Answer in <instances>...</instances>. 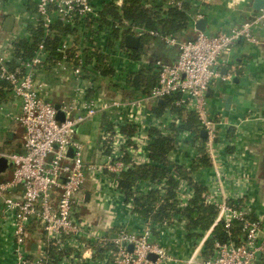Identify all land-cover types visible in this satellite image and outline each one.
Instances as JSON below:
<instances>
[{"label":"built area","instance_id":"1","mask_svg":"<svg viewBox=\"0 0 264 264\" xmlns=\"http://www.w3.org/2000/svg\"><path fill=\"white\" fill-rule=\"evenodd\" d=\"M246 1L230 0L229 4L238 8ZM171 6L185 8L183 0H166V7ZM251 12L250 18L239 26L215 34L196 27L192 38L185 39L133 27L134 33L130 34L160 37L179 49L172 63L153 57L146 50L138 61L139 66L153 64L157 81L149 92L143 94L139 90L134 97L90 95L89 91L96 87L87 73L91 68L83 51L68 55L67 44L63 43L57 65L65 68V63H69L77 81L72 101L61 105L64 120L58 119L55 104L44 97L45 84L36 78V67L48 60L45 42L41 41L35 54L29 59H20L15 67L9 64L12 57L7 53L0 55V79L9 82L12 95L21 101L15 119L24 129L23 151L0 148V158H6L9 164L0 172V226L8 225L12 231L13 264H168L175 261L176 256L154 237L155 231L169 222L146 220L141 231L118 227L110 233L99 231L83 213L89 174L96 180L99 175L104 176L117 191L126 195L118 186L119 177L136 164L151 163L149 146L153 135L150 129L169 134L171 123L180 124L179 113L172 110L174 106L195 113L200 131L207 133L205 153L210 159L213 178L207 185L204 202L216 207L217 216L206 231L211 232L210 235L205 239L203 235L202 240L206 243L220 223L230 236L224 241L215 240L209 255L204 252V243L201 252L192 255L188 264H264V221L261 216H255L253 197L245 199L251 172L246 170L244 156L221 152L224 144L220 139V126L224 119L211 114L208 96L211 85L232 80V73H224L222 64L230 63L241 37L250 43L264 44V8ZM89 17H98L94 0H37L36 23L41 22L45 35L53 32L56 19L73 25L77 19ZM256 32H262V36ZM115 70L112 80L117 84L124 82L125 71L117 67ZM160 100H170L167 113L171 116L168 122L165 115L156 116L154 124L149 126L145 122V114L149 115L146 109ZM98 113L107 115L108 121L101 131L97 158L86 162L85 144L75 137L76 128ZM180 135L179 145L192 136L189 131ZM71 148L73 155L69 154ZM229 164L235 169L231 173L227 170ZM166 180L140 181L135 190L147 194L158 189L163 194ZM179 181L177 198L182 207L193 198L195 190L188 180L180 177ZM228 181L234 184L233 192L227 187ZM129 204L132 207L131 201ZM235 227H238L237 233L232 235ZM33 229H37L40 249L36 256L32 255L30 243ZM50 242L57 250L54 257L47 250ZM93 248L102 255L96 258L89 254ZM151 254L156 259L151 258Z\"/></svg>","mask_w":264,"mask_h":264},{"label":"crops","instance_id":"2","mask_svg":"<svg viewBox=\"0 0 264 264\" xmlns=\"http://www.w3.org/2000/svg\"><path fill=\"white\" fill-rule=\"evenodd\" d=\"M183 1L191 18L188 27L177 33V37L180 39L191 37L201 18L207 20L205 32L209 34L241 25L250 18L252 13L250 8L254 2V0H247L237 8L229 4L230 0ZM111 2H115L117 6L121 7L124 0H94L98 15L102 14L105 6ZM36 9L37 0H0V55L7 53L13 57V41L31 36L32 29L37 25ZM8 16L15 18L12 31L4 30ZM89 20L81 18L77 19L73 25L69 24L73 28V32L67 34L62 41V44H67L66 54L72 55L74 52L83 51L87 66L91 69L93 67L91 63L97 64L98 57L95 53L99 52L107 56L109 65L121 68L126 74L141 69L138 62L141 58H132L131 51L134 49L130 48L125 51L127 49L125 40L122 46L121 38L118 39L119 41H115L107 37L106 31L101 29L104 27V23L98 28L99 21L95 19V22L92 23ZM256 33L262 36V32ZM147 38L148 44L145 47L150 55L153 57L166 56L171 63L177 59L179 54L177 47L172 54H167L166 48L162 46L165 44L166 47H170V45L160 37L149 34ZM109 41L116 43L115 46L112 43L109 44ZM140 41L141 46L144 40ZM59 59L55 61L48 59L38 65L36 78L45 84L43 89L45 99L62 105L72 101L77 81L69 63H65L67 65L65 68L57 65ZM222 70L224 73H232V80L217 81L211 85L208 91L211 114L224 119L220 126V139L224 144L221 152L224 155L236 152L244 156L246 170L251 172V182L249 187H246L249 190L245 193V199L253 197L255 216H261L264 221V44L257 45L247 42L245 39L238 41L234 47L233 55L230 57V63H223ZM87 73L93 79L96 87L89 91L90 95L99 96L102 93H107L110 97L127 96L129 89H125L127 92L125 94L122 88V85L125 84L123 81L113 87L110 80L103 79L92 71L87 70ZM153 75L152 71H147V82H151ZM228 99H230L229 104H227ZM20 108V99L13 95L7 104L0 105V148L2 150L18 152L24 150V129L15 119ZM167 111L166 108L162 115H165V120L168 122L171 113H167ZM153 112V105L146 109V113L149 115L145 114V122L149 126L153 125L157 118ZM107 121V115L98 113L77 126L75 137L85 144L84 158L86 162L94 161L97 158L101 131ZM235 122L238 123L237 126L234 125ZM192 138L196 140L195 143L184 140L170 155L172 162L182 165L187 170L192 169L199 156V141L195 136L187 139ZM227 170L231 173L235 169L229 164ZM194 176L206 185L212 182L213 178L210 167L198 168ZM227 187L231 192L234 191V184L231 181H228ZM117 190L114 184L104 176L99 175L96 180L89 174L85 186L84 215L102 232L110 231L111 233L118 227L141 231L146 220L133 212L126 195ZM185 225L184 219L175 218L169 225L155 231L154 237L157 242L165 245L176 256V260L168 264H188L189 258L195 253L201 252L203 248L204 240L200 238L198 241L195 237L189 236ZM11 232L8 225L0 226V264L14 263L12 253L14 241ZM36 232L37 229H33L30 238L34 251L33 256L38 255L40 250ZM210 233L206 232L203 239ZM99 252L98 249L93 248L89 254L97 258L102 255H98Z\"/></svg>","mask_w":264,"mask_h":264},{"label":"trees","instance_id":"3","mask_svg":"<svg viewBox=\"0 0 264 264\" xmlns=\"http://www.w3.org/2000/svg\"><path fill=\"white\" fill-rule=\"evenodd\" d=\"M102 14L98 17L91 18L89 22L99 21V27L105 30L108 38L115 41L124 38L127 34L134 33L133 27H144L148 30H157L162 34L177 36L179 31L188 27L191 18L190 13L184 9H178L171 6L166 7V0H124L121 7L115 2L108 3ZM125 21L127 23H125ZM53 32L45 35L44 28L38 23L31 32L30 37H22L13 41V57L9 61L11 67L19 64L20 59L26 60L31 58L41 41L45 42L48 51L49 60H57L61 57L62 52L59 51L62 46L63 38L73 32V28L64 23L60 19L55 21L52 26ZM149 34L140 36L143 43L138 49L131 51L132 58L139 59L146 52L145 45L148 44ZM115 46L116 43L109 41V44ZM167 54H172L175 47H166ZM98 57L97 64L91 69L95 74H99L103 79H110V84L115 87L118 82L113 81L115 75L114 65H109L110 62L107 56L101 52L95 53ZM165 62H169L166 56H159ZM171 63V62H169ZM139 70L125 73L123 90L129 89L126 97L136 96L139 90L142 93H147L157 81V71L153 64L148 67L140 66ZM147 71H152L153 76L151 82H147ZM99 72V73H98ZM148 85V86H146ZM12 96L10 84L5 79H0V105L8 103ZM170 100L157 102L153 106L155 116H162L165 109L168 107ZM173 111L179 113L181 118L180 124L171 123L170 133L163 134L157 128H151L150 133L153 135L152 142L149 146L151 163L136 164L132 169L121 174L119 177L118 186L120 190L125 192L127 200L131 201L133 212L141 215L145 220H152L154 223L172 222L173 219H184L186 222V230L188 235L195 237L197 240L202 238L205 232L212 226L216 216L217 209L214 205H209L204 202V195L207 191V185L196 179L194 174L198 168L210 167V159L205 153V139L201 136L200 123L198 117L193 112H186L174 106ZM189 131L199 141V156L191 170H187L182 165H178L170 160L171 153L176 150L181 140V133ZM186 142L195 143L196 140L186 139ZM188 180L195 190L193 198L185 206H179L177 198V189L179 186V178ZM166 180V189L163 194L158 189H154L147 194L138 193L135 187L140 181L151 180L160 182ZM238 227L231 231L232 235L237 233ZM230 238L229 232L223 229L220 223L215 226L213 236L206 240L204 252L209 255L213 252V244L215 240H227ZM49 255L52 257L57 253L56 247L52 242L47 247ZM70 251V250H66ZM63 253V251H61Z\"/></svg>","mask_w":264,"mask_h":264},{"label":"water","instance_id":"4","mask_svg":"<svg viewBox=\"0 0 264 264\" xmlns=\"http://www.w3.org/2000/svg\"><path fill=\"white\" fill-rule=\"evenodd\" d=\"M264 8V0H254L252 7L250 8L251 10H260ZM15 18L13 16H8L5 25H4V30L6 31H12L13 26H14ZM207 26V20L204 18L199 19V21L196 24V27L202 31L206 30ZM192 38V37H189ZM125 44L127 47L131 49H137L140 47V40L141 38L139 36L133 35V34H127L125 36ZM244 38L241 37L239 41H243ZM162 101V100H160ZM230 99H228L227 104H229ZM56 109L58 110L57 117L59 120H64L65 118V113L61 110V104H55ZM207 135L205 130L201 131V136L205 138ZM74 149L71 148L69 151L70 155H73ZM9 167V164L7 162L6 158H0V172H4L7 168ZM130 250H133V245H130ZM151 258L156 259V256L154 254L150 255Z\"/></svg>","mask_w":264,"mask_h":264}]
</instances>
